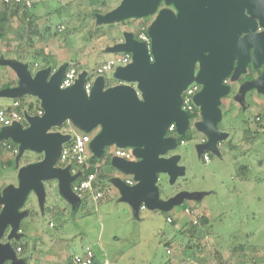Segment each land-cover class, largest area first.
I'll return each mask as SVG.
<instances>
[{"label":"rangeland","instance_id":"obj_1","mask_svg":"<svg viewBox=\"0 0 264 264\" xmlns=\"http://www.w3.org/2000/svg\"><path fill=\"white\" fill-rule=\"evenodd\" d=\"M46 1L35 8L33 22L43 33L33 38L31 45L26 36L27 20L13 19L3 30L0 27V86L16 84L11 64L18 50H41L56 58L57 55L73 58L71 67L93 72L102 63L100 58L108 55L104 52L107 47L123 40L126 33L133 34L137 40L138 29L148 27L156 16L99 24L96 17L112 12L122 0H74L68 4ZM162 8L163 3L157 11ZM2 11L0 0V13ZM21 34L23 38H19ZM34 58L37 57H28L25 64L30 65ZM36 60L39 68L32 70L33 74L47 68L42 58ZM116 69L97 76L115 85L119 81ZM197 72L198 65L194 64L193 81ZM251 72L252 80L261 74L259 70ZM247 75L245 69L235 80L228 79L229 92L220 100V121L216 125L222 138L216 151L210 153L208 163L202 160L205 143L201 141L207 138L197 127L202 122L200 110L189 124L190 139L159 156L174 157L175 167L180 169L173 183L169 174L160 173L155 184L164 203L182 197L170 212L154 214L144 210L135 216L114 189L102 203L88 199L79 207L61 198L56 183L43 180L41 190L28 193L18 210L23 214L18 227L21 232L13 233L11 221L1 233L0 247L8 246L12 253L3 264H47L42 259L51 257L61 258L58 264H73L71 257L81 255L86 247L94 250L97 264H217L219 259L222 264H264V131L254 122L256 116L264 119V92L254 88L253 92L242 93L241 83ZM126 84L137 89L135 81H126ZM18 98L33 109L38 105L29 95ZM11 99L13 97L1 96L0 103ZM247 127L252 132L257 131L258 136L252 142L244 140ZM69 128L74 133L83 132L69 123L53 130L65 133ZM97 132L92 130L87 134L93 136ZM5 145H0V182L16 188L22 167L10 169L8 163L13 162L15 154ZM112 147L105 151H111ZM26 155L27 152L22 158ZM241 167L246 168L245 174L240 173ZM110 169L117 178L118 172ZM52 207L59 209L56 214ZM185 209L190 211L189 216L184 214ZM168 215L171 223L165 219ZM200 218H204L206 225L199 223ZM49 223L55 225L54 229L48 227ZM188 223L195 226L192 235L189 227L183 228ZM181 229L183 231L178 233ZM13 242L26 245L23 254L14 250Z\"/></svg>","mask_w":264,"mask_h":264},{"label":"water","instance_id":"obj_2","mask_svg":"<svg viewBox=\"0 0 264 264\" xmlns=\"http://www.w3.org/2000/svg\"><path fill=\"white\" fill-rule=\"evenodd\" d=\"M162 1L171 9L157 11ZM154 14L147 28L149 49L130 33L111 49L118 54L129 53L132 58L129 65L115 70L119 85L105 87L99 77L86 95L84 73L71 87L60 89L65 67L48 79V71L32 77L25 65L11 64L18 77L17 87L1 90L0 96H35L43 114L27 117V128L18 123L2 127L0 142L10 138L19 145V154L30 149L44 152V158L22 168L18 188L8 187L0 195V237L11 221L13 233L17 232L23 217L18 210L28 193L41 190V181L58 179L61 192L73 197L69 184L76 176L71 177L67 168H54L69 136L51 130L66 122L85 133L98 130L89 144L96 158L111 146L132 150L134 161L113 158L111 164L133 177V186L120 180H115L114 185L134 212L141 205L149 210L169 211L182 197L164 203L155 184L160 173L169 174L173 183L180 169L175 167L174 157L159 156L177 145L175 138L165 137L170 124L175 125L178 136L188 130L189 117L181 110V93L193 81L194 64L198 65L194 81L201 86L194 97L202 116L197 127L207 138L202 151H216L222 138L216 129L219 104L229 92L224 81L229 77L235 80L250 60L255 68L264 63V0H122L112 12L96 18L99 24H112ZM125 80L137 82L139 96ZM253 88L264 92V73L246 83L241 92ZM11 254L8 246H1L0 264Z\"/></svg>","mask_w":264,"mask_h":264},{"label":"built area","instance_id":"obj_3","mask_svg":"<svg viewBox=\"0 0 264 264\" xmlns=\"http://www.w3.org/2000/svg\"><path fill=\"white\" fill-rule=\"evenodd\" d=\"M13 3L17 5H23L25 7H31L32 3L35 0H3L4 3ZM147 26H141L137 33L136 38L139 42L143 43L147 49L150 46V39L147 35ZM131 54L129 53H121L117 54L114 57L108 59L107 61L101 63L95 69V75H103L107 72L113 71L118 66H127L131 63ZM77 78V73L74 68H68L61 79L59 88L60 89H67L71 87ZM226 83V82H224ZM93 83L92 81H85L83 85V89L86 95H89L91 91ZM201 86L197 84L195 81H192L186 89L181 93V110L187 113V115L193 113L194 108H197L194 103L195 95L200 91ZM136 90V89H135ZM137 95L139 96V92L136 90ZM19 107V102L14 101L10 107H3L0 108V126L1 127H9L13 123H20L23 120V117L18 113L16 110ZM38 115L41 116L42 112L39 111ZM167 133L177 135L176 128L174 124H170L166 130ZM91 138L89 135H75L72 139V142L68 146H64L61 148V152L59 155L58 160L61 163H70L75 169L78 170V174L80 178L72 185L71 191L75 194H83V193H91L94 200H99L103 198L104 193L95 190L93 187L95 181V173L90 172L86 173L92 166L90 164L91 153L89 149ZM9 149V146L7 147ZM16 153V150L13 151ZM112 158H119L125 161H133L134 157L132 155L131 149H119L113 147L109 153ZM202 160L204 163H208L210 161V157L207 152L202 154ZM95 168V165H94ZM127 186H133L134 181L133 179H126L124 182ZM142 210L145 207L142 205L140 207ZM184 214L189 216L190 211L185 209ZM166 221L171 223L172 220L167 218ZM196 223V221H194ZM49 227L53 228V223H49ZM17 251H20L17 248ZM169 252V251H167ZM71 261L73 264H95L94 262V253L90 247H86L81 255H73L71 257Z\"/></svg>","mask_w":264,"mask_h":264},{"label":"crops","instance_id":"obj_4","mask_svg":"<svg viewBox=\"0 0 264 264\" xmlns=\"http://www.w3.org/2000/svg\"><path fill=\"white\" fill-rule=\"evenodd\" d=\"M43 0H35L34 1V6H33V9H32V14H34V12H35V8L37 7V5H38V3H40V2H42ZM53 1H58V2H65V4H68V3H70V2H72V1H74V0H47L46 2H53ZM125 21V20H124ZM122 22V21H121ZM112 24H114V23H112ZM126 34H128V33H126ZM133 35V34H132ZM134 36V35H133ZM135 38V37H134ZM124 41V39L123 40H119L118 42H116V43H114L113 45H111V46H109V47H107L106 48V50L104 51L105 53H107L108 55L106 56V57H102V58H100V60L102 61V63L103 62H105V61H107L108 59H110V58H112V57H114L115 55H117L118 53H115V52H112L111 51V49H113V47H115L116 45H118V43L120 42V43H122ZM16 55H18L17 53H16ZM22 55L24 56V60H22V61H20L18 58H17V56L15 57V60L13 59V65L14 64H20V65H25L26 67H27V69H28V71L30 72V74H31V76L33 77L35 74H37V73H35V74H33V71H35V69H38L39 68V65L37 64V58H42L43 60H44V62L46 63V69H42V70H40V71H48L49 72V76H48V79H49V77L55 72V71H57L59 68H61V67H65V71L68 69V68H70L71 66H70V61L71 60H73V58H71V59H69L68 57L67 58H64V57H59L58 55H57V58L56 57H54V55L53 54H51V53H47V52H45V51H37V50H28L27 52H24V51H22ZM23 56H21L22 58H23ZM28 57H37L34 61H32V63L30 64V65H26L25 64V61H26V59L28 58ZM11 69H13L12 67H11ZM33 70V71H32ZM76 70V69H75ZM39 71V72H40ZM95 70L93 71V72H91V71H88V70H86V69H83L82 71H78V70H76V73H77V78H78V76L80 75V74H85V81H92V83H94V78L95 77H99V76H96L95 75ZM13 73L15 74V77L17 78L16 79V84L13 86V88L14 87H17V83H18V77H17V75H16V72H15V70L13 69ZM262 73H264V71H262L261 72V74ZM260 74V75H261ZM259 75V76H260ZM258 76V77H259ZM258 77L256 78V79H258ZM77 78H76V80H77ZM255 79V80H256ZM255 80H252V81H255ZM104 83H105V87L107 86V85H109V86H116V85H119L120 84V81H118L117 82V84H115V85H110L108 82H106L105 80H104ZM245 83H248V82H245ZM245 83H243L242 84V86H245L246 84ZM254 89V88H253ZM247 91H249V92H251L252 91V89H250V90H247ZM253 92V91H252ZM242 94V93H241ZM1 97V96H0ZM30 98V100H35V101H38V110H37V113L36 114H34V115H29V114H27L26 112L25 113H23L21 116L23 117V120L20 122V123H18L22 128H27L28 127V122H27V120H26V118L27 117H34V116H37V117H40L39 115H38V112L39 111H41L42 112V114H43V110L41 109V106H40V104H41V102H40V100H39V98H37V97H35V96H29ZM18 98H13V100L11 99L9 102H4V103H0V107H10L11 105H12V103L14 102V101H16ZM26 108V107H25ZM42 116V115H41ZM66 123H69L71 126H72V124L70 123V122H66ZM66 123H64V124H66ZM64 126V125H63ZM70 127V126H69ZM2 127L0 126V129H1ZM71 128V127H70ZM68 129V130H66V132L65 133H61V132H59V131H54V130H51L52 132H58V133H61L62 135H66V136H69V140L67 141V142H65L64 144H62V146L61 147H64V146H67L71 141H72V139H73V137L75 136V135H81L82 133H84V132H77V133H74V132H72L71 131V129ZM87 134V133H86ZM87 135H89V134H87ZM95 135V134H94ZM94 135L93 136H91L90 135V138H91V140H92V138L94 137ZM11 144L12 146H13V148L14 149H16V153H14L15 154V157H14V160H12L13 162H9L8 164L10 165V169H17V170H20L21 169V167L22 168H24V167H26V166H28V165H31V164H35V163H39V162H41L42 160H43V158H44V152H42V153H37V152H34V151H32V150H30V149H26V150H24L21 154H19V152H18V149H19V145L17 144V143H15V142H13L10 138H8V139H6V140H2L1 142H0V145H4V144ZM113 148V147H112ZM107 149V148H106ZM108 149H109V147H108ZM27 152V155L25 156V158L23 159L22 157H24L23 155L25 154ZM90 153H91V151H90ZM110 153V151H108V152H106L105 151V149H104V151H103V153H102V155H101V157L100 158H96L95 156H93V154L91 153V157H94L96 160H97V163L95 164V168L97 169V168H102L104 171H105V173L106 174H108V184L109 185H107V188H108V191L106 192V193H104V195H103V198L105 197V196H107L108 198H109V195H110V193H112V190L114 189L115 191H116V194L118 195V197H119V199L120 200H122V196H121V193H120V191L118 190V188L114 185V181L115 180H120V181H122L123 183L125 182V180L126 179H133V177L131 176V175H128V174H124V173H122L119 169H117V168H115L112 164H111V161H112V157L110 158V164L109 165H105V161L103 160V156L104 155H106V154H109ZM210 153V152H209ZM20 158H22L23 159V161L22 162H20L19 160H20ZM134 161V160H133ZM17 164H20V165H17ZM103 166V167H102ZM20 167V168H19ZM110 167H112L113 169H115L117 172H118V177L117 178H114L113 177V174H112V172H111V169H110ZM54 168H60V169H68V172H69V175L71 176V177H75L76 176V178L69 184V188L71 189V187H72V185L80 178V176H78V170L77 169H75V167H73L70 163H61L58 159L56 160V162H55V164H54ZM11 172V171H10ZM48 182H51V183H49V184H53L52 182H54V183H56L57 184V190H58V193H59V195L61 196V198L63 199V200H65L68 204H71L72 203V205H78L79 207L81 206V204H83V203H85L88 199H92V200H94L93 199V197H92V195H91V193H83V194H75V193H73V197H66L62 192H61V190H60V186H59V180L58 179H48L47 180ZM46 182V181H45ZM18 184H19V179H17V184H16V186H18ZM134 184H135V182H134ZM9 186H12V185H6L5 186V184H2L1 182H0V195H2V192H3V190L4 189H6V188H8ZM13 188H15V186H12ZM16 188H18V187H16ZM76 196H78V197H76ZM102 198V199H103ZM95 202L96 203H100L99 201L97 202L96 200H95ZM125 204H127L130 208H131V210L133 211V213L135 214V216H138V214H139V211H144V210H149V209H144V210H142L140 207L138 208V210L136 211V212H134V210H133V208L129 205V203H127V202H125V201H123ZM102 203V202H101ZM142 206V205H141ZM58 208H55V207H52V212L54 213V214H56V212H58ZM0 211H1V206H0ZM149 211H151V212H153L154 214H159V213H161V214H165V213H167V212H170V210L169 211H165V212H163V211H159V210H149ZM53 214V215H54ZM167 218H170V216L168 215V216H166L165 217V219H167ZM48 227H49V224H48ZM53 227H55V225L53 224ZM54 229V228H53ZM17 231H20V228H18V230ZM32 231H35V230H32ZM21 232V231H20ZM32 234V233H31ZM34 234H32V236H33ZM18 244H22L21 242L19 243V242H17L16 243V245H18ZM92 249V248H91ZM92 251H93V253H94V258H96V255H95V252H94V250L92 249ZM42 259V258H41ZM40 260V259H39ZM43 261H45L47 264H50V263H56V264H58V263H60L61 261H62V259L61 258H54V257H51L50 259H42ZM100 263H106V262H101V261H99Z\"/></svg>","mask_w":264,"mask_h":264},{"label":"trees","instance_id":"obj_5","mask_svg":"<svg viewBox=\"0 0 264 264\" xmlns=\"http://www.w3.org/2000/svg\"><path fill=\"white\" fill-rule=\"evenodd\" d=\"M1 3L3 4V11L0 13V27H1V30H3L13 19L21 18L22 22L27 20L25 22L27 24L26 36H27L29 45L32 44L33 38L40 37L42 35L43 32L41 33L40 31H38L37 27L35 26V24L33 22L34 19H35L34 15L32 14V9H33V6H34V2L32 3L31 7H29V8L25 7L23 5H17L15 3H13V1H11L10 3L6 4V3L3 2V0H1ZM103 4H105V3L103 2ZM22 25H24V23H22ZM1 36L2 35H0V37ZM19 36H20L19 38H23L24 35L21 34ZM16 53L18 54L17 58L20 61L24 60V56L22 55V51L18 50V51H16ZM21 56H23V58ZM246 78L249 79L250 78V74H248L246 76ZM106 87H111V86L107 85ZM9 88H13V87L8 85L7 83L0 86V90L9 89ZM16 102H19V107L16 110L21 115L23 113H25V112L27 114H29V115H34V114L37 113L38 106H36L35 109H33L30 104H28L26 106L24 104V100L22 98L21 99L18 98L16 100ZM37 104H38V101H37ZM198 112H199V109L198 108H194L193 113L188 115L189 120H194L196 118ZM255 119H256V121H255ZM255 119H254V122L259 125V128H261V130L264 131V119H262L260 116H256ZM244 134H245V138H244L245 142H248V141L252 142L258 136L257 131L252 132L251 130H249L248 127L244 129ZM81 135H85V134H81ZM165 137H173V138H175L177 144H180V145L183 144L185 141L190 139V136L187 134V132L185 134L181 135V136H178V135H174L173 136L172 134L166 132ZM70 143L68 145H70ZM5 146L6 147L9 146V149L12 152L14 150H16V149L13 148V146L11 144H7ZM207 154L210 157L211 154L210 153H207ZM110 158H111L110 154H106V155L103 156V160L105 161L104 163L106 165L110 164V161H109ZM96 163H97V160L94 157H91L90 164H91L92 167L86 173L94 172L95 173V181H94L93 187L95 188V190H99V191H101L103 193H106L108 191L107 185H109L108 184V174H106L105 171L101 167L97 168V169L94 168V165ZM239 171H240V173L245 174V172L247 170H246L245 167H241L239 169ZM158 178H159V176H158ZM160 194H161V191H160ZM102 200L103 199H99L98 201L101 203ZM183 208H184V206H183ZM199 223H201L202 225H206V221L204 220V218H200L199 219ZM185 227H189L190 228L189 233L191 235L194 234V227L195 226H193L192 224L188 223V224L183 225V228H185ZM182 231L183 230L181 229V231H178V233H181ZM13 245H14V250L17 249V248L20 249L19 255L24 253V248L26 247L25 244L16 245V243L13 242ZM24 261L26 262L27 259H25ZM94 262H95V264H97L98 261L96 260V258H94ZM217 264H222L220 259L218 260Z\"/></svg>","mask_w":264,"mask_h":264},{"label":"flooded vegetation","instance_id":"obj_6","mask_svg":"<svg viewBox=\"0 0 264 264\" xmlns=\"http://www.w3.org/2000/svg\"><path fill=\"white\" fill-rule=\"evenodd\" d=\"M163 3V5H164V8H170L171 9V7H169V6H166L165 4H164V1H162L160 4H162ZM159 4V5H160ZM163 9V8H162ZM236 66V63L234 64V67ZM260 68H263V70H261ZM260 68H255V67H253V63H252V61L250 60L247 64H246V72H247V74H250V78L249 79H246V80H244L243 81V83H245V82H247V81H251L253 78H252V75H251V71H257V70H259V71H264V63L260 66ZM259 76V75H258ZM257 76V77H258ZM256 77V78H257ZM229 79V78H228ZM228 79H226L224 82H226V83H224L225 85H227V82H228ZM243 83H241V84H243ZM191 123V120H189V124ZM202 141V144H204L205 142H206V139H204V140H201Z\"/></svg>","mask_w":264,"mask_h":264}]
</instances>
